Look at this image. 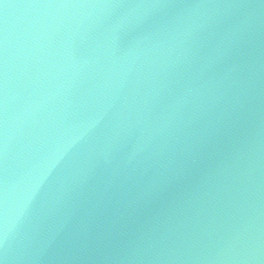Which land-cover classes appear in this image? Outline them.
I'll return each mask as SVG.
<instances>
[{
  "label": "water",
  "instance_id": "water-1",
  "mask_svg": "<svg viewBox=\"0 0 264 264\" xmlns=\"http://www.w3.org/2000/svg\"><path fill=\"white\" fill-rule=\"evenodd\" d=\"M0 264H264V0H0Z\"/></svg>",
  "mask_w": 264,
  "mask_h": 264
}]
</instances>
